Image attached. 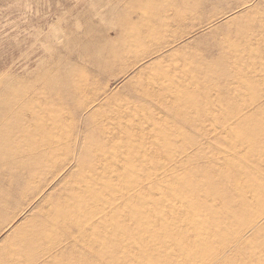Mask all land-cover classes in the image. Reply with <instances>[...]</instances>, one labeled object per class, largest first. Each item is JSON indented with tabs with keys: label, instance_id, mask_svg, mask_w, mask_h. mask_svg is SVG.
<instances>
[{
	"label": "rangeland",
	"instance_id": "obj_1",
	"mask_svg": "<svg viewBox=\"0 0 264 264\" xmlns=\"http://www.w3.org/2000/svg\"><path fill=\"white\" fill-rule=\"evenodd\" d=\"M0 264H264V0H0Z\"/></svg>",
	"mask_w": 264,
	"mask_h": 264
}]
</instances>
